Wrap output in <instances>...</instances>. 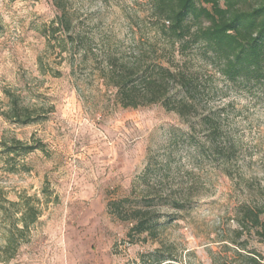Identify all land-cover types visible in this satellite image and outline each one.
<instances>
[{
  "label": "rangeland",
  "instance_id": "1",
  "mask_svg": "<svg viewBox=\"0 0 264 264\" xmlns=\"http://www.w3.org/2000/svg\"><path fill=\"white\" fill-rule=\"evenodd\" d=\"M65 3L75 24L58 44L47 39L52 0H0V264L264 263L247 217L264 212L262 93L197 49H173L149 0ZM138 58L189 68L187 117L121 105L110 60ZM14 100L31 123L8 115ZM16 141L33 150L14 153ZM28 205L38 219L22 230ZM139 208L155 212V235H130Z\"/></svg>",
  "mask_w": 264,
  "mask_h": 264
},
{
  "label": "trees",
  "instance_id": "2",
  "mask_svg": "<svg viewBox=\"0 0 264 264\" xmlns=\"http://www.w3.org/2000/svg\"><path fill=\"white\" fill-rule=\"evenodd\" d=\"M52 1L58 15L47 28V39L60 44L58 34L70 33L75 20L65 0ZM149 2L158 24L157 33L173 49H178L182 55L197 49L198 57L213 65L228 82L240 84V88L251 92L257 90L264 96V0ZM110 61L112 87L119 94V101L124 108L161 105L184 118L194 108L197 87L187 66L182 65L174 71L163 64H145L138 58L131 66L122 64L114 69V61ZM176 87H179L178 91L173 92ZM13 103L8 115L17 118L18 123H31V114L26 112L27 109L20 108L16 100ZM22 145L16 141L12 151L29 153L33 150V147ZM134 213L135 216L130 220V235H155V212L139 208ZM261 215L264 212L251 211L247 217L251 225H255L264 236V218L261 219ZM37 219V210L28 205L21 218L24 225L22 230L28 229L29 224L35 223ZM240 257L243 264H264L256 256ZM170 260L164 256L153 257L154 264H169Z\"/></svg>",
  "mask_w": 264,
  "mask_h": 264
}]
</instances>
